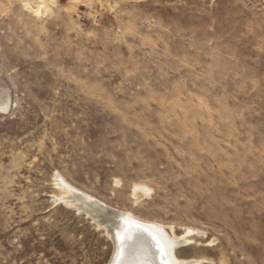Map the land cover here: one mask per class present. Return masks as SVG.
<instances>
[{
  "label": "rangeland",
  "instance_id": "rangeland-1",
  "mask_svg": "<svg viewBox=\"0 0 264 264\" xmlns=\"http://www.w3.org/2000/svg\"><path fill=\"white\" fill-rule=\"evenodd\" d=\"M57 173L264 264V0H0V264H108Z\"/></svg>",
  "mask_w": 264,
  "mask_h": 264
},
{
  "label": "bare ground",
  "instance_id": "bare-ground-1",
  "mask_svg": "<svg viewBox=\"0 0 264 264\" xmlns=\"http://www.w3.org/2000/svg\"><path fill=\"white\" fill-rule=\"evenodd\" d=\"M54 184L61 191V194L58 196L53 195V199L63 201L62 203L75 207L77 211H84L99 228L104 230L109 239L113 238L117 228L116 226L120 225V238L123 240L130 239L131 244L126 248H122L121 251L120 248L118 249V264H151L150 260L147 259L148 257L145 258L141 256L144 250L149 248H151L153 252L152 256H149V258L152 259L156 257L158 264H196L200 262V260L197 259H183L176 255V248L178 249V247L188 244L192 239L187 237V234H175L176 232L174 233L173 226V229L170 227L169 232L165 228L167 225L164 226L158 222L141 219L128 210L120 211L111 208L104 202L68 184L59 173L54 176ZM148 189L149 188H147V186L145 187V185L142 186L137 184L131 191L133 190L135 193H137V191L147 192ZM117 214L122 215L123 218L118 220L116 217ZM133 226L140 229L135 230ZM142 229L146 230L151 235L145 233ZM189 231L191 230L189 229ZM186 232L187 231H185V233ZM113 246L115 251L116 246L114 244Z\"/></svg>",
  "mask_w": 264,
  "mask_h": 264
},
{
  "label": "water",
  "instance_id": "water-1",
  "mask_svg": "<svg viewBox=\"0 0 264 264\" xmlns=\"http://www.w3.org/2000/svg\"><path fill=\"white\" fill-rule=\"evenodd\" d=\"M117 219L118 220H121L123 217H122V215H120V214H117ZM117 228H116V231H115V233H114V235H113V238L112 239H110L111 240V242H112V245L114 244L115 246H116V250L114 251V248H113V251H112V254H111V256H110V259H109V264H118V262H117V253H118V249L120 248V251H121V249L122 248H126V247H128V246H130V244H131V240L130 239H125V240H123V239H121L120 238V225L119 226H116ZM134 228L133 229H137V230H139L140 228H137L136 226H133ZM143 230V229H142ZM143 231H145V233H148V234H150L149 232H147L146 230H143ZM151 235V234H150ZM150 238V237H149ZM114 247V246H113ZM138 249H140V248H138ZM152 254H153V252H152V249L151 248H149V249H146V250H144V252H143V254L141 255V256H143V257H148L147 259L148 260H150V262H151V264H158L157 262H158V260H157V258L156 257H154V258H149V256H152ZM134 255V254H133ZM140 255V254H139ZM146 259V260H147Z\"/></svg>",
  "mask_w": 264,
  "mask_h": 264
}]
</instances>
